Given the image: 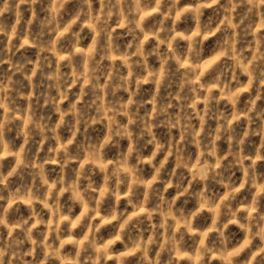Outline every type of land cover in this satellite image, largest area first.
<instances>
[{"label": "clouds", "instance_id": "clouds-1", "mask_svg": "<svg viewBox=\"0 0 264 264\" xmlns=\"http://www.w3.org/2000/svg\"><path fill=\"white\" fill-rule=\"evenodd\" d=\"M0 264H264V0H0Z\"/></svg>", "mask_w": 264, "mask_h": 264}]
</instances>
